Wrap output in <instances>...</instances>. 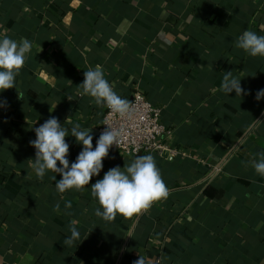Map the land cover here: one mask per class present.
<instances>
[{
  "label": "crops",
  "instance_id": "1",
  "mask_svg": "<svg viewBox=\"0 0 264 264\" xmlns=\"http://www.w3.org/2000/svg\"><path fill=\"white\" fill-rule=\"evenodd\" d=\"M245 30L264 36V0H0V38L32 44L15 88L0 91V264H264V177L249 163L264 152V57L235 47ZM97 66L121 98L140 91L160 110L159 139L179 151L110 148L88 186L59 193L54 173L36 177L29 142L56 117L91 128L95 148L105 108L78 85ZM224 71L249 94L223 93ZM70 134L69 166L82 150ZM148 154L167 199L97 217L91 184ZM72 222L80 236L65 246Z\"/></svg>",
  "mask_w": 264,
  "mask_h": 264
},
{
  "label": "clouds",
  "instance_id": "2",
  "mask_svg": "<svg viewBox=\"0 0 264 264\" xmlns=\"http://www.w3.org/2000/svg\"><path fill=\"white\" fill-rule=\"evenodd\" d=\"M235 47L251 57H264V36L245 30L236 40ZM31 48L32 44L26 38L20 41L7 36L0 38V91L15 88V78L24 66ZM199 67L205 66L201 64ZM206 68L213 71V64H208ZM83 77L82 83L78 85L80 96L91 97L97 106L107 108L121 117L133 115V102L130 99L121 98L113 90L100 66L84 71ZM220 90L228 96L232 92L239 97L249 94L241 87V78L234 77L232 71H224ZM262 98H264V89L255 94L257 101ZM5 104L6 101L0 102V106ZM254 123L259 124L261 121L254 120ZM69 131L75 141L82 145V150L70 166L67 159L69 145L65 142ZM34 132L35 139L29 142L35 149V158L32 159L31 167L38 179H43L49 171L54 173L51 179L55 181V188L59 193L72 189L80 191L88 186L91 179L101 172L102 161L108 156L110 147L118 146L122 137L120 129L107 125L96 140L93 149L91 128L82 129L79 124H74L69 130L62 127L56 117H50L35 127ZM258 156L259 159L249 163L256 174L264 177V152L259 153ZM56 174L60 175L59 180L56 179ZM90 195L99 205L95 209V215L104 221L111 222L117 215L131 218L141 211H147L153 203L167 199L169 189L161 177L154 157L148 154L136 156L123 168L116 166L109 169L102 179L91 184ZM71 207V201H66L65 208ZM55 208L59 209V204L55 205ZM74 225L75 222H72L71 235L63 240L65 246L77 244L75 242L79 239L80 233ZM134 264H145V262L142 257H139Z\"/></svg>",
  "mask_w": 264,
  "mask_h": 264
},
{
  "label": "built area",
  "instance_id": "3",
  "mask_svg": "<svg viewBox=\"0 0 264 264\" xmlns=\"http://www.w3.org/2000/svg\"><path fill=\"white\" fill-rule=\"evenodd\" d=\"M130 100L134 107L131 117H121L105 108L101 124L97 128L98 135L107 125L120 129L121 143L110 148L124 156L162 152L168 153L170 157L175 156L179 150L159 139L162 135L169 134V131L160 123V110L152 106L140 91L134 92Z\"/></svg>",
  "mask_w": 264,
  "mask_h": 264
}]
</instances>
